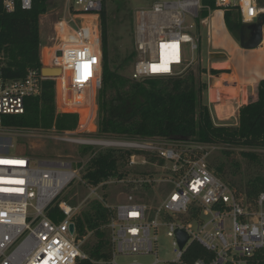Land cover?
Listing matches in <instances>:
<instances>
[{
	"label": "built area",
	"instance_id": "built-area-1",
	"mask_svg": "<svg viewBox=\"0 0 264 264\" xmlns=\"http://www.w3.org/2000/svg\"><path fill=\"white\" fill-rule=\"evenodd\" d=\"M64 1L63 16L54 26L53 46L45 48L49 51L48 64L43 66L61 69L60 77L44 78L42 70L29 68L23 78H8L0 50V132L13 130L4 128L3 119L24 115L25 101L40 97L43 82L53 80L59 114L79 115L83 109L90 112L83 127L79 125L74 131L65 132L51 130L55 139L79 147L91 146L98 151H140L142 154L131 157L132 167L148 164L145 154L158 155L164 165L171 164L170 168L164 167L169 178L156 180L148 176L138 180L143 186L158 183L171 186L170 193L158 207L138 203L133 196L109 207L113 211L106 225L113 247L109 264H119L118 259L126 256H150L155 258L151 264H177L189 244L196 241L216 253L213 264H246L245 258L260 251L264 253V192L254 205L240 198L235 189L211 171L208 161L212 153L208 152V145L195 142L193 146L168 147L161 138L147 142L105 136L88 138L90 132L86 126L92 121L103 85L102 10L111 2L135 0ZM143 1L145 6L135 9L137 55L131 75L135 82L177 76L190 68L201 47V31L207 29L208 42L211 40L213 13L225 16L226 11L236 9L242 25L258 23L264 17V0H213L215 11L210 5L205 6L203 0ZM50 2L48 0V4ZM34 3L35 0H0V10L5 13H13L18 8L31 10ZM204 11L209 13L207 18L202 16ZM165 59L169 71L162 68ZM13 147L0 152V264H78L80 260H87L81 248L86 237L79 238L74 222L76 209L70 201L58 204L64 216L59 223L54 222L48 212L75 181H82L93 194L108 182L91 187L82 180L72 161L38 159L27 154L10 156ZM192 208L201 209L200 218L188 223L180 221ZM72 224L74 233L70 230ZM160 226L169 228L167 235L174 240L177 257L173 262L158 259ZM177 229H184L190 237L183 250L176 243Z\"/></svg>",
	"mask_w": 264,
	"mask_h": 264
},
{
	"label": "trees",
	"instance_id": "trees-1",
	"mask_svg": "<svg viewBox=\"0 0 264 264\" xmlns=\"http://www.w3.org/2000/svg\"><path fill=\"white\" fill-rule=\"evenodd\" d=\"M203 4L210 5L213 11L217 10L213 0H203ZM47 6L48 0H35L31 10L23 11L18 8L13 13L0 10V50L4 54L6 77L23 78L29 68L41 63L40 21L47 14ZM126 9L123 3H119L115 11L110 12L106 7L101 13L103 85L97 97L99 120L97 136L133 140L161 138L170 142L194 141L202 145L224 147L227 150L223 153L227 157L234 154L233 148H245L247 150L240 151L242 157L247 161L261 164L262 155L252 149L264 150V81L258 87V100L239 109L238 125L224 126L216 124L209 106L204 104L202 94L208 86L192 69L177 76L149 78L143 82H135L123 76L120 68H125L130 61H133L136 54H130L114 70L110 40L117 17ZM208 15L207 11L202 14L203 18H207ZM224 20L231 34L236 35L243 27L241 16L236 9L226 11ZM211 73L217 75L225 72L212 69ZM42 85L43 91L40 97H31L25 101L24 115H10L3 119L5 129L44 132L77 129L80 122L77 114L57 112L55 81L46 80ZM93 149L87 146L82 154H87ZM134 154L142 153L124 149L94 152L82 180L91 187H97L113 179L121 181L130 176L122 168L129 164ZM145 155L151 163L157 161L161 165L165 163L158 155ZM225 166L224 163L214 165L212 171L220 178H224ZM234 167L238 169V164L234 163ZM144 174L146 175L142 177L149 176L148 173ZM232 186L233 184L230 185L231 188ZM245 189L242 195L248 203L254 205L259 195L264 192V178L250 179ZM235 190L238 192L237 189ZM64 201H66L65 197L61 196L56 201V206L51 207L48 212L54 222L59 223L64 219L58 208V204ZM85 212L80 216L75 215L76 230L80 239L85 238L89 232L93 233L95 242L81 247L88 258L80 260L78 264H109L113 247L111 234L106 225L113 211L95 201ZM201 212V209L192 208L184 222L199 219ZM170 220L174 219L170 218ZM215 257V252L196 241L189 244L177 264H196L198 261L213 264ZM244 261L246 264H264V253L257 252Z\"/></svg>",
	"mask_w": 264,
	"mask_h": 264
},
{
	"label": "rangeland",
	"instance_id": "rangeland-1",
	"mask_svg": "<svg viewBox=\"0 0 264 264\" xmlns=\"http://www.w3.org/2000/svg\"><path fill=\"white\" fill-rule=\"evenodd\" d=\"M123 3L127 9L122 12V15L117 17V23L115 25V29H112L111 36V59L113 62V69L115 70L120 64H122L123 60L128 57L132 53H136V46L134 44L135 38V9H141L145 6L146 2L143 0H135L132 2H114L108 3L107 8L110 12L115 11V7L117 4ZM65 7L64 0H51V2L47 6V14H45L40 21V30H41V60L42 62L34 67V70H42L45 65L44 59L49 60V51L45 49L46 47L53 46V42L55 40L54 36V26L58 22L60 18H62ZM257 24L254 22L252 24H245L248 27H252ZM211 26V43H209V39L207 37V29L201 31V47L195 53L196 61L191 65L192 69L198 76H200V80L207 84L208 88L202 94V99L204 104L208 105V90L209 88H213L215 91L214 79L217 78V75L211 73L212 69H215L214 65L219 60H224L227 62V59L230 54V51L233 48V41L237 43L238 33L236 35L228 33L223 23V18L220 12H215L211 15L210 19ZM223 46V47H222ZM222 51L227 58H209L208 53ZM46 55V56H45ZM46 57V58H45ZM209 58V59H208ZM247 67L253 73H257L259 71L262 78H264V59L258 58L249 54L247 56ZM136 62V57L133 61H130L125 68H120V72L123 76L131 79V75L134 71V66ZM48 64V63H47ZM215 67V68H214ZM187 69V70H188ZM206 71V73H200ZM214 76L210 78L209 76ZM210 78V79H209ZM213 79V80H211ZM218 79V78H217ZM216 92V91H215ZM219 92V91H218ZM217 94H213L216 96ZM226 97V96H224ZM223 98V97H222ZM219 104H227L229 102L226 98L222 99ZM252 102V101H251ZM211 105V114L214 117L216 124H224V125H238V119H235L238 116V113L235 115V109L237 106H234V110L232 111L230 118L226 122H220L218 117H216V113L214 110V104ZM209 105V106H210ZM224 106V105H223ZM223 108V107H222ZM89 109H83L79 111V125L84 126L87 123V117L89 116ZM239 118V117H238ZM98 104L96 103L94 116L92 118L91 123L86 126V130L89 131L88 138L90 139H100L97 136L98 131ZM78 125V126H79ZM81 127V129H82ZM56 135L51 131H23V130H10L5 132H0V152H6L10 149L11 145L14 146L10 150L11 155H32L34 158L38 159H48V158H58V159H68L72 161L80 172L81 178L83 173L88 166V163L91 156L94 152H97L98 149L94 148L92 151L87 154H82L85 147H79L75 145H71L68 143H61V141L55 139ZM105 138H114V137H105ZM129 140V139H123ZM133 141V140H131ZM137 142H147L148 139H138ZM166 141V145L170 146H178V145H195L196 143L193 141L189 142H170ZM152 142V141H151ZM208 152L212 153L209 158V166L210 168L214 167V165L224 163L225 166V176L221 178L226 184H233V188L238 190V194L240 198H244L243 192H245V186L250 179L255 177L264 178V150L261 149H252L255 152H258L262 155L263 160L261 164H256L251 161L245 160L240 151L247 150L245 148H233L232 150L234 154L232 156L227 157L223 151L227 150L224 147H219L215 145L208 146ZM182 149V148H181ZM149 161V159H147ZM140 161V159H139ZM234 163L238 164L237 167H234ZM81 165V166H80ZM170 168L171 164L166 163L165 165L159 164V161L156 163H151L149 161L148 164H139V166L132 167L130 164L125 165L122 169L127 171L130 174L129 177L118 181L117 179H113L103 185V187L99 188L96 191V194L91 193L90 189L86 184L82 181H75L64 193V197L70 201L71 205L76 209V216H80L85 211L90 209V206L93 202L97 201L103 205H107L112 208L119 204H122L127 201L128 197L133 196L138 203H144L149 205L151 208L158 207V205L168 196L171 190V186L165 183H158L153 186H143L142 183H138V180L142 178L144 173H148L147 175L152 178L158 180L162 178H169L168 171L164 168ZM213 168L211 169V171ZM236 172V173H235ZM146 178V177H145ZM228 182V183H227ZM229 185V186H230ZM186 216L180 217V221H184ZM204 220H208V217L203 216ZM230 224V221H227V225ZM169 228L165 226H160L158 231V242H157V253L158 259L162 262H173L176 260L177 254L174 244V240L170 238L168 233ZM230 230V229H229ZM95 242V238L93 233L89 232L86 236V239L83 241V246L92 245ZM155 258L150 256H126L118 259L119 264H151Z\"/></svg>",
	"mask_w": 264,
	"mask_h": 264
},
{
	"label": "crops",
	"instance_id": "crops-1",
	"mask_svg": "<svg viewBox=\"0 0 264 264\" xmlns=\"http://www.w3.org/2000/svg\"><path fill=\"white\" fill-rule=\"evenodd\" d=\"M222 15V14H221ZM223 18V23L225 25V20ZM211 19V18H210ZM226 30L228 33H231L228 30V27L225 25ZM211 43V41L209 42ZM233 43V48L230 51V55L227 56V62L224 60H219L214 65L216 68L214 70L223 71L225 73L217 74V78L214 79V84L216 85L218 82H221L223 86L221 87L220 91L213 88H209L208 92V106L210 104H214V110L216 113V117L220 122H226L229 120L232 111L234 110V106H237L235 111V115L238 113L239 109L242 106L247 105L248 103L255 102L258 100V87L259 84L264 81L262 75H260L259 71L257 73H253L248 70L247 67V56L252 54L255 57L263 58L264 59V47H260L254 50H244L241 48V44L239 41L237 43L235 41ZM223 47V46H222ZM46 56V55H45ZM209 58H227L226 55L222 51H216L214 53H208ZM46 58V57H45ZM208 58V59H209ZM45 64H47V60L44 59ZM210 78L214 76H209ZM209 78V79H210ZM213 80V79H211ZM237 87V88H236ZM215 88V87H214ZM235 92V93H234ZM217 94L213 96V94ZM226 96V97H224ZM226 98L229 102L227 104H219L223 101V98ZM223 107V108H222ZM211 110V105L209 106ZM239 116H236L235 119H238ZM216 120V119H215ZM217 125H224V124H217ZM228 126V125H224Z\"/></svg>",
	"mask_w": 264,
	"mask_h": 264
},
{
	"label": "water",
	"instance_id": "water-1",
	"mask_svg": "<svg viewBox=\"0 0 264 264\" xmlns=\"http://www.w3.org/2000/svg\"><path fill=\"white\" fill-rule=\"evenodd\" d=\"M264 17L260 18L258 23L253 25L254 28L251 36L246 39L244 35L245 27L241 30V36L239 38V43L241 44L242 49L246 50H254L260 47H264ZM61 55L60 53L58 54ZM62 75V70L57 68H51L45 66L42 69V76L44 78H57ZM71 233H74V225L70 226ZM175 239L177 246H179L180 250L185 249L187 243L190 240L188 233L184 229H177L175 233Z\"/></svg>",
	"mask_w": 264,
	"mask_h": 264
},
{
	"label": "flooded vegetation",
	"instance_id": "flooded-vegetation-1",
	"mask_svg": "<svg viewBox=\"0 0 264 264\" xmlns=\"http://www.w3.org/2000/svg\"><path fill=\"white\" fill-rule=\"evenodd\" d=\"M243 27H245V31H244L245 38L248 39L251 36L254 28L253 27H248V25H243ZM242 28H241V30H242ZM241 30L238 32V39L241 36Z\"/></svg>",
	"mask_w": 264,
	"mask_h": 264
},
{
	"label": "bare ground",
	"instance_id": "bare-ground-1",
	"mask_svg": "<svg viewBox=\"0 0 264 264\" xmlns=\"http://www.w3.org/2000/svg\"><path fill=\"white\" fill-rule=\"evenodd\" d=\"M167 59H165L164 64H162V68L165 71H169V63L166 61ZM224 82H218L214 87L216 90L220 91V89H222L221 87L223 86ZM237 88V87H236ZM235 93V92H234Z\"/></svg>",
	"mask_w": 264,
	"mask_h": 264
}]
</instances>
